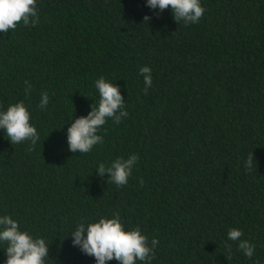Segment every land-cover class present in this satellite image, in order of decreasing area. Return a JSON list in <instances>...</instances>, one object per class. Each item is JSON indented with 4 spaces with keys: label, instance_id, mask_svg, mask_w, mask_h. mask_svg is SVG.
I'll use <instances>...</instances> for the list:
<instances>
[{
    "label": "trees",
    "instance_id": "1",
    "mask_svg": "<svg viewBox=\"0 0 264 264\" xmlns=\"http://www.w3.org/2000/svg\"><path fill=\"white\" fill-rule=\"evenodd\" d=\"M200 2L203 16L185 24L146 0H36L35 26L0 33V111L23 101L39 136L11 144L0 129V216L49 243L45 264H96L70 235L115 213L159 241L151 264H264V0ZM101 76L120 86L128 116L73 153L67 128L98 106ZM131 154L126 185L97 174Z\"/></svg>",
    "mask_w": 264,
    "mask_h": 264
},
{
    "label": "clouds",
    "instance_id": "2",
    "mask_svg": "<svg viewBox=\"0 0 264 264\" xmlns=\"http://www.w3.org/2000/svg\"><path fill=\"white\" fill-rule=\"evenodd\" d=\"M146 5L159 11L170 8L173 19L185 24L198 22L205 11L200 0H146ZM143 20L149 21L150 17L145 15ZM21 22L25 26H35L38 23L36 0H0V33L14 30ZM139 71L144 77L146 94L152 84L151 69L142 66ZM25 84V93L28 94L31 84L28 81ZM95 87L99 93L98 106L91 105L86 116L75 118L67 128V146L73 153H87L93 146L101 144L103 138L98 135V129L105 125L107 119L111 118L119 124L122 118L128 116V112L123 110L124 97L119 85L101 76L95 81ZM48 102V93L42 92L39 107L46 108ZM30 119L27 106L19 101L0 111V129L4 130L11 144L31 141L35 145L39 136ZM138 159L136 154H131L126 159L118 157L109 165L99 164L96 172L102 177L107 174V178L118 187L124 186ZM245 166L249 170L256 167L252 152L247 157ZM140 184L143 185V179ZM70 236L73 246L94 257L96 264H106L113 259L119 264H137V261L151 264L155 257L154 248L159 243L156 238L149 241L138 226L125 230L119 213L110 218L100 217L97 222H90L87 226L81 222ZM242 236L243 233L238 228L228 231V239L238 241L239 250L250 258L254 253V245L241 239ZM0 242L6 244L4 249L7 258L4 264H45V258L49 257V243L44 238L34 237L27 230H21L18 221L10 215L0 216ZM225 247L231 249L230 244Z\"/></svg>",
    "mask_w": 264,
    "mask_h": 264
}]
</instances>
